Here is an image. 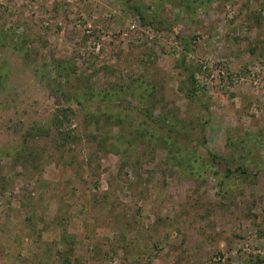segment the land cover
Returning <instances> with one entry per match:
<instances>
[{"label":"rangeland","instance_id":"obj_1","mask_svg":"<svg viewBox=\"0 0 264 264\" xmlns=\"http://www.w3.org/2000/svg\"><path fill=\"white\" fill-rule=\"evenodd\" d=\"M0 264H264V0H0Z\"/></svg>","mask_w":264,"mask_h":264},{"label":"trees","instance_id":"obj_2","mask_svg":"<svg viewBox=\"0 0 264 264\" xmlns=\"http://www.w3.org/2000/svg\"><path fill=\"white\" fill-rule=\"evenodd\" d=\"M137 11H138V9H137ZM138 14L141 15V19L144 20L143 15H142V13L140 11L138 12ZM62 68H63V70L69 69L68 65L67 66H62ZM185 69H186V71H188L190 73V76H189L188 80H189V84H190L191 88H189L187 90V92H188V94H190L189 96H191V94L194 93L195 88H196L195 73H194L195 71L191 67L190 68H185ZM109 96H110V94L108 95L106 93H104V94L103 93H100V94H94L93 93L92 95H90V98H92L93 100H103L104 98L105 99L109 98ZM82 98L83 99L86 98V93L83 94ZM77 100H78V102L81 103V101L79 99H77ZM149 118H150V120H152L151 116ZM178 127H179V125H175V124H170V123L165 124V128H166V131H167L168 139H165L164 143H162V144L164 146H166V148L169 149L170 155L173 154L172 151H177V152L179 151L180 148L177 147V144H178L179 141H182V140L183 141H187V140L190 139L187 133L179 132L178 131ZM211 157L214 159L215 162H217V161L223 162L224 161L223 158H221V157H219L218 155H215V154H212ZM172 158L174 159V157H172ZM247 168L245 169L243 167H240L238 170L240 171V173L242 175H248L249 169H247Z\"/></svg>","mask_w":264,"mask_h":264}]
</instances>
